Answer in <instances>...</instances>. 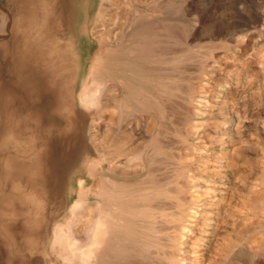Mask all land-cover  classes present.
<instances>
[{
	"label": "rangeland",
	"instance_id": "obj_1",
	"mask_svg": "<svg viewBox=\"0 0 264 264\" xmlns=\"http://www.w3.org/2000/svg\"><path fill=\"white\" fill-rule=\"evenodd\" d=\"M31 1L32 0H0V16L5 18L7 22L5 35V37H7V42L5 43L0 40V264H87L89 260L83 256V252L87 249L86 247H88V245L90 246V243L86 242V233L82 231L80 233L82 238L80 237L77 241H74V236L80 228L78 221L89 213L87 212L89 204L96 207V211L93 213L95 216H99V214L103 215L102 208L104 202L90 194L91 188L94 186L97 179L100 178L99 176L105 177L113 182L132 184L133 182L142 181L144 175H139L135 180L130 178H121V180L113 174H101L96 172L103 166V157L97 153L92 143L91 134L93 135V127L91 124L93 119L97 117L96 114L99 107L103 102H106L108 96H111L112 99L115 97L112 100L114 103L109 101L110 108L108 111H105L103 115L105 119L104 124H106L111 131L109 136V143L111 142V144L117 143L118 140L122 142L129 141L130 134L147 129L148 125L149 127H151V125L156 127V133L158 130L160 131V129H158V122L153 118V115L147 111L142 112L143 110L130 106L127 101L128 98H126L128 93H124L126 90L125 85L136 75V69L141 70L140 75H142L143 79H158L157 75L151 76L149 73V69H153L152 66L150 67L149 64L147 65L144 61H138L134 58V50L140 52L138 54L144 55L148 53L147 50L149 51V49L166 51L164 52L167 55L165 53H163V55H165L164 58L168 61L167 71H174L166 75L167 81V78L174 75L166 82L167 84L173 83L170 86L168 85L169 88H167L166 92L169 95L165 99L167 106L166 110H168L167 113L169 112V115H172L173 112L170 106L172 107V99L174 98L170 97V93H175L174 88L178 87L175 85H178V77L180 74L175 71V69H172V67H175L171 53L174 51L176 52V50L177 52L183 51V56H180L178 61H181V58H184V60L188 58V61L182 59V61H184L182 62V67L185 68V70L187 68L191 70L196 62V54L199 50L204 49L205 52H211V49L208 47L206 48L205 45L210 46L211 44H218L220 46L229 45L235 47L237 46L236 44L240 46L245 44L244 39L240 40V42H236L232 39L233 34L239 30L236 24L241 20L238 17V12L240 11H242L240 12L241 15L244 13L243 16L252 21L254 20V23L257 22L254 24L257 28L256 38L254 39L255 44L253 43L252 46H254V48H259L258 44L264 42V0H52L50 2L47 1L42 6L47 11H41L39 9L40 5L36 3L37 6L35 7V5H32ZM39 10L41 12H38ZM147 13L152 16H147ZM138 17H141V22H139L141 19H136ZM135 21L138 22L135 23ZM17 22L19 25L23 23L22 26L24 27H20V31L16 30L15 26L18 25ZM9 23L13 26H9ZM29 23L32 24V28L28 29L26 25H29ZM38 23H40V27ZM152 24L153 28L151 27ZM139 25L142 27L139 28ZM41 26L44 27V30ZM134 26H136L139 31H137V28ZM167 26L168 30H166ZM9 27H11L10 30ZM259 28L261 31H259ZM22 30L26 31L24 32ZM38 30L41 31L39 32ZM22 32H24V34ZM218 32L220 34H217ZM37 35L40 36L37 37ZM154 36L156 37L154 38ZM214 36L217 38H214ZM151 37L153 39H151ZM38 38H42V40H39L40 42L44 39V43L41 42L40 44ZM211 38L214 40H210ZM151 40L153 43L155 42V44H157V47H152L153 43ZM56 42L58 44V50L52 52L54 48L53 45H55ZM133 45H137V48L135 49ZM143 45H151L152 48H148V46L147 48L145 47V49L142 48V50L141 46L144 47ZM162 46L164 47L162 48ZM172 46L173 48H171ZM178 46L183 48H174ZM129 50H133V52H125ZM192 50L194 51L192 52ZM123 51L125 54H123ZM222 51L224 52L225 49ZM169 54L170 56H168ZM188 55L189 57L185 58ZM193 55L194 57H191ZM189 61L191 62L189 63ZM248 61L249 59L247 62ZM221 65L222 62H220L219 66ZM250 65L251 63L245 67L239 65L233 73V80L226 74L220 72L216 73V77L219 78L218 80L220 81V88L218 90L214 89L213 82L205 86L208 95H203L204 104L202 107H199V110H201L199 116L201 118L198 117L195 119L198 123V132L201 137L199 136L198 139L191 141V143L197 146L198 153H204L201 157L203 156V163L206 161L204 167L206 166L207 168L200 169L199 175L203 178L206 185L204 183L200 185L199 195L200 200L202 201L203 199V204L198 208L199 212L197 211L196 218L191 224L195 226V228L193 226L194 231L190 232V234L182 240L183 244L188 247V251L190 250L186 264H209V261L215 255L217 245L222 243L220 241L225 242V237L229 233L228 228L226 229V227L220 225L221 227L219 229L218 224H221L225 220V217L226 219L228 218L231 210L233 211L239 208L240 201L244 200L242 196L245 195L244 197L247 198L249 194L247 189L256 184V177L258 175H264V140L262 139L264 138V103H262L264 102V98L261 97L260 93L257 91H254L255 94L251 93L253 96L249 92H242L243 88L241 89L240 87L245 81V78L240 76L241 72L247 70L249 73L253 71L250 74H256L257 69L253 64ZM98 71L100 72L98 73ZM175 72H177V74ZM237 77H239V82L241 84L236 81ZM234 79L237 85L232 84ZM104 85H106L108 89H106L107 87L105 88ZM171 86L175 87L173 88ZM85 88L92 94H95V105L85 107L80 103L79 95ZM229 95L233 96L230 97ZM117 98H123V101H121L124 102V106L116 105ZM177 101H180V99ZM239 102H241V104ZM256 106L259 110H257ZM228 108L229 110H227ZM110 109L112 111H110ZM236 110L239 111L241 116L240 120L244 123V127L241 125L242 127L240 128L239 134L234 133V126L237 125L235 122H238L236 112H234ZM241 110L244 115L241 114ZM119 113L122 114L121 117ZM245 115L247 118L245 117L244 120L243 117ZM107 116L111 117L108 119ZM121 119L122 121L124 120V122H122ZM112 121L115 122L112 124L110 123ZM119 121L122 123L119 124ZM153 122H156L155 125ZM228 123L229 126L227 125ZM137 124L139 126H137ZM164 124H168L171 127L169 131L173 132L174 126H172L167 118L164 120ZM168 125L166 126L169 127ZM169 131H167L166 136L160 137V142H162L160 144L174 148L170 150L171 154H177L178 151L175 148H177L178 144H176V142L178 143L180 139H178L176 135L174 137ZM203 133H205V136ZM6 134L8 136H6ZM226 135L229 136V138ZM147 137L148 136H146V140ZM4 138L12 143L9 142V144ZM255 138H257L258 141H256L257 139ZM135 141L133 140L132 142L133 144H137V147L133 145L137 153L135 152V158L134 156H129V159L133 160L130 164H132V166L139 165V167L146 168L147 170L148 167L151 166L150 158L155 157L153 158L155 163L152 161V164L154 163L153 165L155 166L151 167L158 169L162 164V162L160 164L159 161H164V158H160L163 157V155L156 154L152 146H147L143 149V142L139 143L136 141L137 143H134ZM207 143H211L212 145ZM238 143L241 146H239ZM234 147L238 151L234 150ZM251 148L253 149L252 151ZM135 149H133V151ZM226 149L229 151L227 152ZM231 149L233 151H231ZM244 149L246 150L244 151ZM255 149L257 150L255 151ZM149 151L150 153H147ZM238 154L242 157L240 155L239 157ZM164 164L166 163L164 162ZM166 167L167 165L164 166V169ZM257 168H261L260 172L262 174L257 171ZM164 169H162L161 172H163ZM254 170L256 172H254ZM251 171L253 172L251 173ZM203 173L204 175H201ZM243 189L245 191H243ZM226 197L230 200L232 198L235 203H233L232 200L231 202L230 200L228 201ZM79 200L86 203V207L84 210L78 211L77 215L74 217L71 213V208ZM219 206L221 207L219 208ZM228 208L230 211H227L229 210ZM219 211L221 214L223 213L222 216L224 217L220 216L221 214ZM5 215H7V217ZM212 223L216 226H213ZM56 228L62 230L64 236L59 234ZM206 229L210 230L208 231ZM197 234L201 235L198 236ZM214 236L215 238H213ZM216 236L218 238H216ZM67 238L69 240H67ZM130 238L131 237H129V239ZM212 238L217 243L213 242ZM219 238L220 240H218ZM62 242L67 244L66 249L64 248V250L68 252L67 256H65L67 257L66 259L63 257L64 255H62L64 254L61 250L63 249L61 247L63 246L61 244ZM84 242L85 244H83ZM113 243L114 242H103V244H100L99 247L95 249L97 252L94 254V257L99 255L102 257L101 260L99 257L95 258V261L97 260L96 262L93 261L95 264L99 261L98 264H104L102 261L106 262L110 260V262L106 263L117 264L120 262L119 264H137L141 261H143L144 264L157 263L155 260H147L145 256L139 255L140 251L138 249L134 251V248H131V246H124L123 251L119 252V254L116 252L121 257L128 255V252L132 253L130 256L123 257L122 260L115 254L114 250L111 251V253H109L110 251L104 254L100 253L101 249H104L106 246L112 247ZM211 243H214L213 245H215V248H213ZM74 246L75 248H73V250L71 247ZM211 248L215 251L211 250ZM124 251L127 253L122 254ZM79 253L81 255H78ZM136 254H138L139 257H137L138 255ZM76 255H78L80 260ZM131 255L134 257V260H132L135 261L134 263L130 260L133 258ZM106 258H108V260H106ZM138 258L142 260L140 261ZM251 264H264V257H261L260 260H253Z\"/></svg>",
	"mask_w": 264,
	"mask_h": 264
},
{
	"label": "bare ground",
	"instance_id": "obj_2",
	"mask_svg": "<svg viewBox=\"0 0 264 264\" xmlns=\"http://www.w3.org/2000/svg\"><path fill=\"white\" fill-rule=\"evenodd\" d=\"M47 1L50 2L52 0H32L31 3H32V5H35V7L37 6L36 3H38L40 5L39 9L42 11V10H46L42 6ZM40 10L38 12H41ZM241 10H242V8H241ZM240 12H242V11H240ZM240 12H238L239 13L238 14L239 15L238 17L241 20H239L237 22V24H236V25H238L237 27L239 28V30L236 31L237 28L234 26L236 28L235 29L236 32L233 34L232 39L235 40L236 42H240V40L244 39V43L245 44H242L241 46L238 45V44H236L237 46H235V47H232V46H229V45H227V46H222L221 45L222 46L221 47L218 44H213V45L211 44L210 46H213V47H210V46L205 45L206 48L208 47V48L211 49L210 50L211 52L210 53L205 52L204 49L203 50H199L197 52V54H196L197 55V58L195 56V58H196L195 61L196 62L194 61L195 64L193 65V68L191 70H189L190 68L189 69L187 68L188 70L187 69L185 70V68L182 67L183 66L182 65V62L186 61L188 59L187 57H189V55L185 57L187 59L184 60V58H181V61H178V59L180 58V56L181 57L183 56V51L177 52V50H176V52H175L173 50L174 52L171 53L172 54L171 56H172L173 64H174V67H175V68L172 67V69H175V71H177L180 74V75L178 74L179 77L177 76L178 77V81H179L177 83L178 85H175V86H178V87L174 88L175 86H171V87H173L175 89V93H173V92L170 93V97L174 98V99H172L173 100L172 101V107L170 106V108L172 109V112H173L172 115H169V112L167 113L168 110H166L167 109V106H166V103H165V99L169 95V94H167L166 90L173 83L171 80L170 81L172 83H170V84H167L166 82H168L169 81V78H171L174 75H172L171 77L167 78L168 81L166 80V75H168L169 72H174V71H167L168 61L164 58L165 55H163V53H165L166 51L165 50H163V51H160L159 50L160 51L159 52L156 49H153V50L152 49H149V51L147 50L148 53H146V55H144V54H138L140 52H136L134 50V52H135V53H133L134 58L136 60H138V61H144L147 65L149 64L150 67L152 66L153 69H149V73H150L151 76L157 75L158 76V79H156V80L155 79H152V78H150V79L147 78V80L146 79H143L142 75H140L141 70L140 69H136V75L132 77V79L129 81L128 84L125 85V89L126 90L124 91V93L125 92L128 93L127 96H126V98H128L127 101H128V104H130V106H132L134 108L141 109V110H143L142 112L147 111L148 113H151L153 115V118H155L156 121L158 122V126H159L158 129H160V131L158 130L157 133H156L155 132L156 131V127H154L152 125H151V127H149V125H148L147 129L139 130V132L137 131V133L134 132V133L130 134L129 141L122 142L121 140H118L117 143L111 144V142L109 143V136L111 134V131L108 128V126L106 124H104L105 123L104 122L105 119H104V116L103 115L105 114L104 112L105 111H108L109 108H110L109 101H112L115 97L112 99L111 96H108L107 99L105 98L106 99V102H103L104 104L102 103V105L99 107V109L97 111V114H96L97 117L95 116L96 118L93 119L92 124H91L92 127H93V128L91 127L92 128V131H93V135L91 134V138L93 140L92 143H93V145H94L97 153L101 157H103V164H102L103 166H101L100 169H98V170L96 169L97 170L96 172L101 173V174H113L118 179H121V178L122 179H129L130 178L132 180L133 179L134 180L137 179V177L139 175H143V174L144 175H143V180L142 181L133 182L132 184H127V183H122V182H113V181L108 180V179H106L105 177H102V176H99L100 178H98L96 182H95L96 179L94 180L95 184H94V186L92 185L93 187L90 190V194L93 195V196H95V197H97V198H99L102 202H104L103 208H102L103 209V215H100L99 214V216H97V215L95 216L93 213L96 211L95 210L96 207L94 205H92V204H89V207L87 209V212H89V213L87 215H85V217H83L82 219H80L78 221V225H79L80 228L77 230L76 235L74 236V241H77L82 236V235L80 236V233L82 231L84 233V231H85V233H86L85 234L86 235V240H87L86 242L90 243V246L88 245V247H86L87 249L84 248L85 251L83 252V256L86 259L89 260L88 261L89 264H95V262L97 261V260L95 261V258H97V257H99L100 260H101L102 257H100L99 254H98L99 256H97V257H94V254L97 252L95 249L97 247H99L100 244H103V242H114V243H113L112 247L106 246L104 249H101L100 250V253L101 254L107 253L109 251H110L109 253H111V251H113V250H114L115 254H117V253L119 254V252L123 251L124 246H131V248H134V251H135V249L136 250L138 249L140 251L139 255H141L143 257L145 256V258L147 260H151V259L152 260H155L158 264H186L187 263L188 257H189L188 253H189L190 250L188 251V247L185 244H183V241L182 240L184 238H186L187 235L190 234V232L194 231V229H193V226L194 225L192 226L191 224L194 222V220L196 218L198 208H200L201 205L203 204V202H202L203 199H202V201L200 200L199 189H200V185L202 183H204V180H203L202 177H200L199 170L202 169V168L204 169L206 167V166L204 167V163L206 161L203 163L204 160H202V157L203 156L201 157V155H203L204 153L203 154L202 153H198L197 152V148H196L197 146L196 145H193L191 143V141L198 139L199 136H200V134L198 132V123L195 121V119L198 118V117H200L199 115H200V111L201 110H199V107L200 106L202 107V105L204 104L203 95L204 96L208 95V92L205 90V86L207 84L213 82L214 89H217L218 90L220 88V86H219L220 85L219 84L220 81L218 80L219 78L216 77V73L220 72V73L226 74L227 76H230L231 77L230 78L231 80H233V78H232L233 73H234V71H236V68L239 67V65L245 67V66H247L248 64L251 63V65L253 64L254 67L257 69L256 74H250L251 72H253V71H250V70H249L250 73L247 70H244L243 72H241L240 76L241 77H244L245 78L244 79L245 81H244V84H242V86H240V87H241V89L243 88L242 89V92H249L250 94L251 93L255 94L254 91H257V92L260 93V96L264 98V48H262V47H264L263 46V43L264 42L261 43V44H258V47L259 48H254V46H252L253 43L255 44L254 39L256 38V33H257V31H256L257 28L254 26V24L257 23V22L254 23L253 22L254 20L252 21L251 19H248L247 17L243 16L244 13H243V15H241ZM35 15H36V13H35ZM148 15L149 16H152V15H150V14L147 13V16ZM36 17H37V15H36ZM48 17H49V15H48ZM34 18H32V19H34ZM45 18H46V16H45ZM136 19L137 20L138 19H141V17H138ZM26 21H29V20H26ZM141 21H142V19L139 20V22H141ZM130 22H132V21H130ZM137 22L135 21V23H137ZM133 23H132V25H133ZM234 23H236V22H234ZM6 24H7V22L5 21V18H2L0 16V40L2 42H5V43L7 42V37H5V35H6ZM17 24H18V22H17ZM22 24L21 25H19V24L16 25L15 24L16 26L14 25L16 27V30L17 31H20V27H22V28L24 27V26H22ZM39 24L40 23H38V26H39ZM41 24H42V22H41ZM44 24H43V26H44ZM11 25L12 24H10L9 26H11ZM29 25L27 24L26 27H28V29L29 28H32V26H31L32 24L29 23ZM43 26H41V27H43ZM134 27H136V26H134ZM141 27L139 25V28H141ZM151 27L153 28V24L151 25ZM10 28L11 27H9V30H10ZM144 28H146V27H144ZM144 28H142V29H144ZM166 28H167L166 30H168V26ZM162 29H164V28H162ZM43 30H44V27H43ZM179 30H180V27H179ZM22 31H24V30H22ZM137 31H139L138 28H137ZM175 31H176V29H175ZM259 31H261V29ZM24 32H22V33L24 34ZM217 34H220V33L218 32ZM226 35H227V33H226ZM261 35H263V34H261ZM261 35H259V36H261ZM28 36H30V35H28ZM39 36L40 35H37V37H39ZM53 36H54V34H53ZM160 36H163V35H160ZM155 37L156 36H154V38ZM214 38H217V37L214 36ZM40 39L42 40V38H40ZM40 39L38 38V41ZM151 39H153V38L151 37ZM181 39H183V38H181ZM100 40H102V39H100ZM210 40H212V38ZM147 41H149V40H147ZM162 41H160V42L163 43ZM41 42L44 43V39ZM41 42H40V44H41ZM151 42H152V40H151ZM121 43H123V42H121ZM168 43H169V41H168ZM142 44H145V43H142ZM57 45H58L57 42L55 43V45H53L54 48L52 49V52H55V50L56 51L58 50ZM214 45H216V46H214ZM138 46H140V45H138ZM143 46L144 47L141 46V49L142 48L145 49V47L147 48L149 45L148 46L147 45L146 46L143 45ZM155 46L157 47V44H155V42H154L152 44V47L154 48ZM205 46H203V47H205ZM133 47L136 49L137 48V45L136 46L133 45ZM152 47L150 45L148 48H152ZM158 47H160V46H158ZM163 47L164 46H162V48ZM203 47H201V48H203ZM171 48H173V46ZM174 48L181 49L183 47L180 48L178 46V47H174ZM197 48H198V46H197ZM165 49H166V47H165ZM179 49H178V51H179ZM219 49H220V52H219ZM224 49H225V51L223 52L222 50H224ZM185 50H186V48H185ZM119 51H121V50H119ZM130 51L133 52V50H129V51H125V52H130ZM193 51L194 50H192V52ZM125 52L123 54H125ZM194 53H196V52H194ZM168 56H170V54ZM191 57H194V55L191 56ZM169 58H171V57H169ZM182 59L184 61H182ZM248 59H249V61L247 62ZM96 62H95V64H96ZM190 62L191 61H189V63ZM220 62H222V65L221 66H219L220 65ZM120 68H122V67H120ZM240 71H241V69H240ZM99 72L100 71H98V73ZM177 72H175V73L177 74ZM238 72H236V73H238ZM254 72H255V70H254ZM98 76H96V77H98ZM163 77H164L165 80L163 79ZM222 78H223V76H222ZM224 79H226V78H224ZM118 81H120V80H118ZM236 81L239 82V77H237V80ZM100 82H101V79H100ZM229 82H230V80H229ZM234 82H235V79H234ZM234 82L233 83L231 82V83L233 85L234 84L237 85L236 82L235 83ZM242 82H243V80H242ZM106 85H104L105 88L107 87ZM223 85H225V84H223ZM228 85H230V84H228ZM233 87H235V86H233ZM95 89H94V91L96 93V90ZM106 89H108V87ZM106 89H104V90H106ZM209 89H210V87H209ZM109 90H111V89H109ZM171 91H172V89H171ZM94 95L95 94H92L91 92H89L88 89H86V88L83 89L81 91L80 95H79V101L82 104V106L88 107V106H91V105H95L96 102L94 101L95 100L94 99ZM231 96H233V95H231ZM211 97H213V96H211ZM255 98H256V96H255ZM122 99L121 98H117V100H116L117 101L116 102V105L117 106H124V102H122L123 101ZM179 99H180V101H177ZM251 101H253V100H251ZM239 103L241 104V102H239ZM262 103H264V102H262ZM111 105H113V104H111ZM222 108H224V107H222ZM256 108H257V110H259L257 106H256ZM126 110H127V108H126ZM227 110H229V108ZM242 110H241V114H243ZM110 111H112V110L110 109ZM132 111H134V110H132ZM230 111H231V109H230ZM135 112H136V110H135ZM234 112H236V117L238 118L237 119L238 122H235V123H237V125L236 126L233 125L235 127L234 128L235 129V132L234 133L239 134L240 128L242 127L241 125H243L244 123H243L242 120H240V117L241 116H240L239 111L236 110ZM232 115H234V114H232ZM121 116H122V114H120V117ZM110 117L107 116L108 119ZM245 117H246V115L243 117L244 120H245ZM114 118H115V116H114ZM124 118H126V117H124ZM166 118L170 121V123L172 124V126H174L173 127V130H172L173 132L169 131V130H171V127L168 124H166V125H168L169 127H167L164 124V120ZM122 119H121V121H122ZM228 119H229V117H228ZM119 120H120V118H119ZM121 121H119L118 123L120 124V123L124 122V120L122 122ZM114 122L115 121H112L110 123L113 124ZM107 123H108V121H107ZM155 123L156 122H153L154 125H155ZM201 124H203V123H201ZM108 125H110V124H108ZM118 125H117V127H118ZM133 125H134V123H133ZM227 125L229 126V123ZM137 126H139V125L137 124ZM243 127H244V125H243ZM260 127H261V125H260ZM262 127H263V125H262ZM261 129H263V128H261ZM167 131H169L170 134H173L174 137L176 135L177 138L180 139V140H178V143L176 142V144H178L177 148H175L178 151L177 154H174V153L171 154V151L170 150H172L174 148L169 147V146H166V145L163 146V144H160V143H162V142H160V139H161L160 137L161 136L162 137L163 136H166ZM226 133H228V132H226ZM203 134L205 136V133H203ZM126 135H127V133H126ZM6 136H8V135L6 134ZM146 136H148L147 137V140H146ZM204 136H202V137H204ZM227 137L229 138V136H227ZM243 137H244V135H243ZM235 138H233V139H235ZM127 139H128V137H127ZM233 139H232V141H233ZM255 139H257V138H255ZM262 139L264 140V138H262ZM4 140H7L8 141V139H5V138H4ZM133 140L134 141L136 140L139 143L143 142V149H145L147 146L148 147L149 146H152V148L156 152V154L161 155V156L163 155V157H160V158L161 159L164 158V161H159L160 164L162 162V164H161L162 167L158 165L159 168L158 169L156 168L157 170L154 169L153 167H151V166H155V165H153L155 163V161H154L153 158H155V157H153V158L151 157L150 158V164H151V166L148 167L147 170H146V168L139 167V165L132 166V164H130V163L133 160L129 159V156H134V158H135V155L137 153V150L133 146V145H135V147H137L136 146L137 144H133V142H132ZM140 140H142V141H140ZM170 140H172V139H170ZM12 141H14V140H12ZM136 141L134 143H137ZM256 141H258V139ZM9 142L10 141H8V143ZM261 142H262V140H261ZM10 143H12V142H10ZM168 143H169V141H168ZM211 143L210 144L207 143V144L212 145ZM256 143H259V142H256ZM263 143H264V141H263ZM238 145H239V143H238ZM239 146H241V145H239ZM222 147H221V149H222ZM252 148H251V151L253 150ZM133 149H135V150L133 151ZM223 149H225V148H223ZM234 150H236V148ZM245 150L246 149H244V151ZM256 150L257 149H255V151ZM226 151H227V149H226ZM231 151H233V150L231 149ZM236 151H238V150H236ZM258 151H260V150H258ZM143 152H144V150H143ZM147 153H150V151L147 152ZM147 153H146V155H147ZM249 153H251V152H249ZM138 154H139V152H138ZM239 155L240 154H238V156ZM156 157H159V156H156ZM144 158H146V157H144ZM231 159H232V157H231ZM211 160H213V159H211ZM152 161L154 162L153 164H152ZM164 162L166 164H164ZM163 165L164 166L167 165V167L164 169V166ZM258 166H259V164H258ZM229 167H230V165H229ZM260 167H262V166H260ZM139 168H140V170H139ZM231 168H233V167H231ZM162 169H164L163 172H161ZM260 169H258L257 171L260 172ZM5 171H6V169H5ZM197 171H198V174H197ZM234 172H235V170H234ZM252 172L253 171H251V173ZM254 172H256V171L254 170ZM260 174H262V173L260 172ZM201 175H204V173L201 174ZM262 176L261 175H258L256 177V179H255L256 180V184H254V186H251V187H249V189H247L248 192H249V194H248L247 198L244 197L245 195L242 196V198H244V200L240 201V205L238 206L239 208L238 209L234 208L236 210H233V211L232 210L230 211V209L228 208L229 210H227V211H230L228 218L226 219V217H225V220L221 224H218L219 229L221 227L220 225H222V227H226V229L228 228L229 233L225 237V240H224L225 242L220 241L222 243L217 245L216 251L211 248V250H214L215 251V255H214V257H212L210 255L212 257V259L209 261V264H251V262H253V260L254 261H256V259L260 260L261 257H264V199H263V197H264V175L262 174ZM219 177H221V176H219ZM246 177H247V175H246ZM241 180H243V179H241ZM212 181H213V179H212ZM246 181H247V179H246ZM80 184H82V183H80ZM250 184H253V183H250ZM204 187H206V186H204ZM243 191H245V190L243 189ZM209 194H210V192H209ZM235 195H237V194H235ZM31 196H33V195H31ZM211 197H212V195H211ZM226 198H228V197H226ZM33 199H35V198H33ZM223 199H225V198H223ZM229 200L230 199L228 198V201ZM231 200L233 201L232 198H231ZM231 200H230V202H231ZM239 200H241V199H239ZM34 203H36V202H34ZM233 203H235V202L233 201ZM227 204H229V203H227ZM230 204H232V203H230ZM206 205H208V204H206ZM206 205H204V206H206ZM85 207H86V203H84L82 200H79L78 202H76L72 206L71 213L75 217L77 215V212L78 211H81L82 209L84 210ZM220 207L221 206H219V208ZM219 213H220V211H219ZM222 215H223V213L220 216H222ZM5 216L7 217V215H5ZM13 216H14V214H13ZM222 217H224V216H222ZM11 218H9V219H11ZM215 218H217V217H215ZM208 223H210V222H208ZM212 224H213V226L215 225L214 223H212ZM194 228H195V226H194ZM56 229L58 230V228H56ZM56 229H55V231H56ZM206 230H208V229H206ZM221 230H219V231H221ZM215 231H218V230H215ZM58 233L59 234H62V230H58ZM207 233H209V232H207ZM224 234H225V232H224ZM199 235H201V234H199ZM129 237H131V238L129 239ZM213 238H215V236ZM213 238H212V240H213ZM216 238H218V237L216 236ZM67 240H69V239L67 238ZM218 240H220V238ZM213 242L217 243L215 240H213ZM68 243L70 244L69 241H68ZM61 244L63 246H61ZM61 244H60V246L63 248L61 250H62V253H64L62 255H64L63 257L66 259L67 257H65V256H67V253L68 252H66L64 250V248L66 249V245L67 244L66 243H63V242ZM78 244H76V245H78ZM83 244H85V242ZM71 245H72V242H71ZM75 246L74 247H71V248L73 249V248H75ZM214 246L215 245H213V248H215ZM77 251L80 252L79 250H77ZM65 252H66V254H65ZM124 253H125V251L122 252V254H124ZM118 254H117V256H119ZM127 254L130 256V254H132V253H129L128 252ZM78 255H81V254L79 253ZM78 255H76L77 258H78ZM128 255H126L125 257H127ZM136 255H138V254H136ZM139 255L137 257H139ZM111 256H112V254H111ZM131 256L133 257V255H131ZM123 257L119 256V258H121V260H122ZM78 259L80 260V258H78ZM81 260H82V257H81ZM106 260H108V258H106ZM130 260L133 263L135 262V261H132V260H134V257L131 258ZM139 260L141 261L142 259H139ZM93 261H95V262H93ZM104 261H105V258H104ZM110 261H106V262H110ZM106 262H103L102 261V263H104V264H109V263H106ZM151 262H154V261H151ZM204 262H206V261H204ZM119 263L120 262H118L117 264H119ZM140 263L141 264L142 263L144 264L143 261H141V262H139L137 264H140ZM110 264H112V263H110Z\"/></svg>",
	"mask_w": 264,
	"mask_h": 264
}]
</instances>
